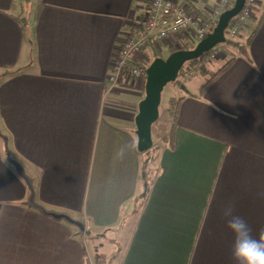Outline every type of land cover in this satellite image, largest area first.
Returning <instances> with one entry per match:
<instances>
[{
  "label": "crops",
  "instance_id": "obj_1",
  "mask_svg": "<svg viewBox=\"0 0 264 264\" xmlns=\"http://www.w3.org/2000/svg\"><path fill=\"white\" fill-rule=\"evenodd\" d=\"M191 3L203 18L217 0ZM149 4L0 0V264H100L86 237L122 231L131 216L118 264H236L224 206L254 237L264 228V0L237 45L205 68L232 64L203 97H185L173 150L155 140L160 173L143 205L136 117L146 79L108 76L118 39ZM198 41L169 37L146 55ZM202 77L184 86L196 94ZM24 176L37 202L84 220L85 231L31 206Z\"/></svg>",
  "mask_w": 264,
  "mask_h": 264
},
{
  "label": "built area",
  "instance_id": "obj_2",
  "mask_svg": "<svg viewBox=\"0 0 264 264\" xmlns=\"http://www.w3.org/2000/svg\"><path fill=\"white\" fill-rule=\"evenodd\" d=\"M191 1L150 0L147 13L142 18L135 19L128 31L118 39L108 76L113 85L124 75L134 81L146 79V70L151 63L146 49L156 48L169 37L187 35L191 39H204L217 24L220 15L232 7L235 0H217L211 13L203 18L198 15ZM255 3L256 0H246L244 8L228 27V39H234L251 18ZM221 57L222 46H215L193 62V69L189 74L194 75L197 69H202Z\"/></svg>",
  "mask_w": 264,
  "mask_h": 264
},
{
  "label": "water",
  "instance_id": "obj_3",
  "mask_svg": "<svg viewBox=\"0 0 264 264\" xmlns=\"http://www.w3.org/2000/svg\"><path fill=\"white\" fill-rule=\"evenodd\" d=\"M246 0H235L234 5L225 10L219 17L212 32L200 40L195 47L186 50H177L167 58H155L146 70L145 97L140 102L139 113L136 117L137 146L140 152H146L153 147L152 125L158 120L162 93L165 87L176 81L187 62L199 59L203 54L219 44L227 42L226 31L231 20L244 8ZM24 175V172L20 170ZM26 178L30 187L28 203L39 209L41 213L55 220H64L78 228L80 233L85 231V222L82 219L72 217L67 212L50 210L37 202L34 187Z\"/></svg>",
  "mask_w": 264,
  "mask_h": 264
},
{
  "label": "trees",
  "instance_id": "obj_4",
  "mask_svg": "<svg viewBox=\"0 0 264 264\" xmlns=\"http://www.w3.org/2000/svg\"><path fill=\"white\" fill-rule=\"evenodd\" d=\"M25 2H30L31 0H24ZM214 27H212L213 31ZM225 45H237L234 40L228 39ZM191 47L185 44L180 46V50L190 49ZM234 59L227 61L224 65L218 68L213 73H210L204 67L199 70L198 72L201 73L203 76V82L199 87L196 94H192L187 90L184 86V81L180 78L181 75L187 72L188 68H190L193 64V61L187 62L179 77L176 81L172 82L171 84L178 88L181 92L178 96L170 97L166 105L161 109L160 106V115L158 120L152 125V136H153V147L143 153L142 155V163L140 169V179L142 182V198L141 201L143 205L146 203L147 198L149 197L152 187L155 183L156 178L160 173V164H159V151L161 149L160 146L155 145V140L160 139L165 147L169 150H173L174 148V139H175V132L178 128V118L180 113V107L182 102L184 101L187 95L203 97L204 93L206 92L208 86L219 77L233 62ZM198 73V75L200 74Z\"/></svg>",
  "mask_w": 264,
  "mask_h": 264
},
{
  "label": "clouds",
  "instance_id": "obj_5",
  "mask_svg": "<svg viewBox=\"0 0 264 264\" xmlns=\"http://www.w3.org/2000/svg\"><path fill=\"white\" fill-rule=\"evenodd\" d=\"M128 147L132 145L121 147L117 155L122 157ZM223 216L233 236L231 256L236 264H264V228L260 229L258 237H254L248 223L234 214L232 204L224 206Z\"/></svg>",
  "mask_w": 264,
  "mask_h": 264
},
{
  "label": "rangeland",
  "instance_id": "obj_6",
  "mask_svg": "<svg viewBox=\"0 0 264 264\" xmlns=\"http://www.w3.org/2000/svg\"><path fill=\"white\" fill-rule=\"evenodd\" d=\"M21 7H22V9H24V7H25L24 3H22ZM225 44H219L222 47L224 46L223 47L224 51L226 50L225 49L226 47H228V48L233 47V46L225 45ZM214 62H216V61H214ZM217 62H219V61L217 60ZM205 67H207V66H205ZM192 69H193V67L188 68L187 69L188 71L181 75L180 78L184 82L190 78L197 76L199 73L198 71L199 70L201 71V69H197L194 75H190L189 73ZM196 80H198V79H195V81ZM173 88H176V87L174 85H172L171 83L165 87V89L162 93L161 109L165 106L164 105L166 102L165 100H168V98L172 95V89ZM176 89H178V88H176ZM156 142L159 143L160 140L157 139ZM134 220H135V216H131L129 219V222L123 227L122 231H119V232L116 230L109 231V232L105 233L104 236L102 238H99L98 240L96 237H94V238L93 237H88V238L86 237L87 243L89 241H91V243L94 245V247H93V248H95L94 254L99 253L98 255L100 256V258H99L100 264H108L107 262H108L109 258H111V261H113L110 264H118L119 263L123 249L125 248V244L127 243V240L129 238L130 230L133 227ZM97 244H100V245H97Z\"/></svg>",
  "mask_w": 264,
  "mask_h": 264
}]
</instances>
